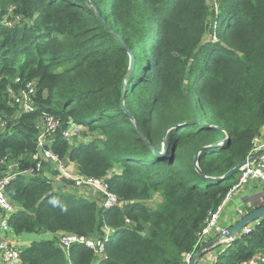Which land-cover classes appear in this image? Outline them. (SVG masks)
<instances>
[{
    "label": "trees",
    "instance_id": "obj_1",
    "mask_svg": "<svg viewBox=\"0 0 264 264\" xmlns=\"http://www.w3.org/2000/svg\"><path fill=\"white\" fill-rule=\"evenodd\" d=\"M90 1L0 0V177L32 163L47 113L61 128L82 126L71 140L59 129L51 150L77 174L106 178L118 200L105 208L82 196L50 163L38 175H15L4 190L14 208L9 232L51 235L20 248L16 264H186L213 240L208 234L197 244L240 176L203 179L194 154L217 144L199 151L197 165L220 177L246 160L264 125V0ZM115 34L133 55L125 84L129 57ZM32 81L35 109L21 112L9 89ZM124 91L132 119L121 108ZM106 228L100 258L59 241L102 239ZM256 254H264V217L217 250L212 264Z\"/></svg>",
    "mask_w": 264,
    "mask_h": 264
},
{
    "label": "built area",
    "instance_id": "obj_2",
    "mask_svg": "<svg viewBox=\"0 0 264 264\" xmlns=\"http://www.w3.org/2000/svg\"><path fill=\"white\" fill-rule=\"evenodd\" d=\"M18 80V79H16ZM36 91V84L28 82L23 88H20L17 92L9 89V95L13 100V103L18 107L21 112H32L35 109L34 95ZM62 123L59 119L53 117L50 114L44 113L37 123L38 134L36 139L35 151L31 156L32 163L21 172L12 171V165L6 170L5 174L0 177V259L5 264H16L19 260V249L13 246L10 240L6 239L5 235L9 232L7 220L9 215L14 211L12 204L8 201L4 194V190L10 180L17 174L38 175L42 169L44 163L52 164L58 169L62 175L66 176L73 182V185L79 189L97 191L103 196L102 205L105 208H110L118 203V200L114 194H112L105 183L106 178H95L91 176H84L77 174L76 170L69 171L66 168V164L62 161L56 153L51 150V144L53 142L54 135L61 129V135L67 140L78 137L82 132V126L74 121H70L65 128H61ZM253 146L251 148L250 156L264 151V125L261 128L260 134L255 136L252 140ZM246 158V159H247ZM252 180L264 181V156L259 160L248 163L240 170V176L237 182L228 190L222 203L209 214L205 220V225L201 232L198 234L197 244L203 240L212 229L219 231V234L223 229H219L216 225L219 213L222 210L224 204L232 197V195L238 191L241 187L248 184ZM128 222V220H126ZM251 225L245 226L242 229V234H248L251 230ZM109 229L106 228L104 238H86L84 236H76L73 234H65L60 236L59 241L67 249L71 244L78 243L84 244L93 250L96 256L99 258L103 256L105 250V242L109 236ZM190 256L185 259L186 264H190ZM264 254H256L251 258L241 262V264H263Z\"/></svg>",
    "mask_w": 264,
    "mask_h": 264
},
{
    "label": "water",
    "instance_id": "obj_3",
    "mask_svg": "<svg viewBox=\"0 0 264 264\" xmlns=\"http://www.w3.org/2000/svg\"><path fill=\"white\" fill-rule=\"evenodd\" d=\"M87 4L90 6L91 5V1L90 0H86ZM99 20L103 22L102 17L100 16V14L96 11ZM117 40L120 42L121 46L124 48V50L128 53V57H129V62H128V69H127V73L123 78V83L125 84L127 77L130 75V73L132 72L133 69V55L132 52L130 51L129 47L124 43V41L117 35L115 34ZM124 97H125V91L122 94V98H121V108L123 109V111L132 119L131 115L129 114V112L127 111V109L124 106ZM191 122H186V124L192 123ZM135 126L137 127L138 132L140 133V136L142 137V139L144 140L145 143H147L145 137L143 136V134H141L139 127L135 124ZM218 128V127H217ZM165 136L166 133L164 134L163 137V146L165 145ZM227 137H225L222 140V143L224 141H226ZM217 144H213L210 146H204L201 147L195 154H194V158H193V165L195 167V169L199 172L200 176L203 179L206 180H211L213 182L215 181H221L223 179H225L226 177L231 176L233 173L240 171L242 169V167H244L246 164L248 163H252L255 162L257 160H259L262 156H264V151L256 153L252 156H250L249 158H247L246 160H244L243 162L237 164L236 166H234L232 169H230L229 171H227L224 175L220 176V177H209V176H205L201 170L199 169L198 165H197V156L199 151L204 150L208 147H214ZM164 150V148H163ZM163 151L161 152H156L157 155H160ZM264 217V205L261 207H258L256 209H254L253 211L245 214L243 217L239 218L234 224H232L229 227L224 228L221 233L213 240H211L210 242L202 245L199 250L191 257L190 260V264H195L196 261L203 256L205 253H207L208 251H210L211 249L215 248V246L217 244H221V243H229L231 241H233L237 236L241 235L242 233V229L245 226L251 225L253 226V224L258 221L259 219Z\"/></svg>",
    "mask_w": 264,
    "mask_h": 264
},
{
    "label": "crops",
    "instance_id": "obj_4",
    "mask_svg": "<svg viewBox=\"0 0 264 264\" xmlns=\"http://www.w3.org/2000/svg\"><path fill=\"white\" fill-rule=\"evenodd\" d=\"M65 164L67 170L73 171L72 173L75 172L76 167L74 164L72 163H65ZM79 193L84 197L97 198L96 195L91 194V192L85 193L83 190H81V192ZM263 205H264V181L252 180L248 184L241 187L238 191H236L232 195V197L224 204L222 210L219 213L218 219L216 221V225L219 229H224L226 227H229L232 224H234L239 218L243 217L245 214ZM218 233L219 231H217L214 228L211 230L209 237H213V239H215L217 237L216 234ZM8 236L7 234L5 235L6 239H8ZM10 243L13 246H15L12 242ZM26 244L27 243H25V246ZM18 247H19L18 249H20L23 248L24 246L22 247V245L19 243ZM207 253L201 256L196 261L195 264H212L216 259V255L209 253V251Z\"/></svg>",
    "mask_w": 264,
    "mask_h": 264
},
{
    "label": "rangeland",
    "instance_id": "obj_5",
    "mask_svg": "<svg viewBox=\"0 0 264 264\" xmlns=\"http://www.w3.org/2000/svg\"><path fill=\"white\" fill-rule=\"evenodd\" d=\"M209 5H210V2H209ZM85 136H80V138H84ZM55 186H58V185H55ZM85 193L86 192H91L93 194H96L97 198H99V200H103V196L97 192V191H91V190H85V189H82ZM149 205L150 206H153V202H149ZM9 235V236H8ZM7 236H8V240H10L14 245L15 247L19 248V243L22 245V247L24 246L25 247V243L29 244L31 241L33 240H40V239H48V238H51V235L50 234H37V233H32V234H26V233H23V234H19V235H16V234H11L10 232L7 233ZM26 244V245H27ZM226 246V243H221L219 245L216 246V248H213L212 250H210L209 253H212L214 255H216V252L217 250H222L224 247ZM23 247V248H24ZM208 254V253H207Z\"/></svg>",
    "mask_w": 264,
    "mask_h": 264
},
{
    "label": "bare ground",
    "instance_id": "obj_6",
    "mask_svg": "<svg viewBox=\"0 0 264 264\" xmlns=\"http://www.w3.org/2000/svg\"><path fill=\"white\" fill-rule=\"evenodd\" d=\"M185 117L187 118V116H185ZM186 118H185V119H186ZM188 118H189V117H188ZM183 119H184V118H183ZM108 227H109V226H108ZM110 230H112V228H111ZM109 235H111V232H110ZM99 237H100V236H99ZM109 237H110V236H109ZM100 238H101V237H100ZM73 245H74V244H73ZM67 249H68V248H67Z\"/></svg>",
    "mask_w": 264,
    "mask_h": 264
}]
</instances>
